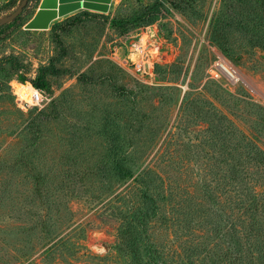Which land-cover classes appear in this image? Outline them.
<instances>
[{
	"label": "rangeland",
	"instance_id": "obj_1",
	"mask_svg": "<svg viewBox=\"0 0 264 264\" xmlns=\"http://www.w3.org/2000/svg\"><path fill=\"white\" fill-rule=\"evenodd\" d=\"M20 1H0V22ZM39 2L0 40L27 81L51 72L46 102L21 110L23 69L0 61V264H227L213 224L264 202V0H106L29 28ZM212 26L245 27L232 59ZM115 148L143 159L124 181L108 171ZM147 166L162 201L133 251Z\"/></svg>",
	"mask_w": 264,
	"mask_h": 264
},
{
	"label": "trees",
	"instance_id": "obj_2",
	"mask_svg": "<svg viewBox=\"0 0 264 264\" xmlns=\"http://www.w3.org/2000/svg\"><path fill=\"white\" fill-rule=\"evenodd\" d=\"M29 1V0H28ZM17 5L14 3L12 8H15ZM25 8V7H24ZM21 14V13H20ZM20 16V15H19ZM19 16L16 18L18 19ZM16 19L9 23L0 22V40L3 39L11 28L16 24ZM245 27H231V26H212L210 30L211 41L215 43L226 55L232 59L233 54V43L231 39H228V36L234 31L243 30ZM264 28V27H262ZM2 63H8L9 66L15 70L23 69L21 73L18 74L17 80L24 83L27 81L26 73L28 68L24 63H21L15 57H5L0 60ZM51 72L48 68L39 67L37 69L36 75L30 79V82L38 88L42 93L49 94L51 92L50 80L48 75ZM114 143L120 140V135L115 134ZM112 161L108 167V171L113 175L117 181H124L128 178H131L134 175L135 167L140 168L143 159H137L135 155L131 154H122L119 149L115 148L112 150ZM135 159H137L135 161ZM150 170V167H144L140 169L139 173L134 177L135 180H138L140 183L139 197L136 198V201L133 203L136 206H133V210L130 211L132 214V221L127 222L126 230L128 231L127 243L130 249L135 250L136 241H142L147 232L148 219L155 216L159 210L160 205L158 202L162 201L160 193L155 195L150 194L149 188L145 186L146 172ZM115 189H111V193ZM264 191L257 192L258 196H262L261 193ZM114 199L126 201L127 199L122 194H114ZM264 200V197H261ZM130 201V200H127ZM238 207V205L236 206ZM239 208V207H238ZM264 210V202L262 206L253 205L247 206L245 211L250 214L249 217H242L237 224H229L227 228L222 232L224 226L220 222L213 224L211 228L210 238L214 242L213 248L220 249L221 253H224L225 261L227 264H264V221H262L258 216L259 212ZM244 211V212H245ZM241 213L240 216H242ZM207 223H210L207 221ZM212 225V223H211ZM209 249V248H205ZM151 249L150 254L153 252ZM199 253V252H198ZM187 254L180 259L182 261L184 258L189 257ZM153 260V259H152ZM151 264H168L166 261L161 263H156V261H150Z\"/></svg>",
	"mask_w": 264,
	"mask_h": 264
},
{
	"label": "water",
	"instance_id": "obj_3",
	"mask_svg": "<svg viewBox=\"0 0 264 264\" xmlns=\"http://www.w3.org/2000/svg\"><path fill=\"white\" fill-rule=\"evenodd\" d=\"M101 1V2H99ZM106 0H40L37 12L33 19L29 21V28L44 29L49 22L57 16L65 15L78 8L97 11L106 10ZM28 0H21L14 11L4 20L3 23H9L15 20L23 11Z\"/></svg>",
	"mask_w": 264,
	"mask_h": 264
},
{
	"label": "built area",
	"instance_id": "obj_4",
	"mask_svg": "<svg viewBox=\"0 0 264 264\" xmlns=\"http://www.w3.org/2000/svg\"><path fill=\"white\" fill-rule=\"evenodd\" d=\"M223 68H225L226 73L230 74L226 67L223 66ZM12 92L15 96V105L21 110L37 105L41 106L47 100L46 95L33 86L30 81L15 83L12 86Z\"/></svg>",
	"mask_w": 264,
	"mask_h": 264
},
{
	"label": "crops",
	"instance_id": "obj_5",
	"mask_svg": "<svg viewBox=\"0 0 264 264\" xmlns=\"http://www.w3.org/2000/svg\"><path fill=\"white\" fill-rule=\"evenodd\" d=\"M36 12H37V11H36ZM35 14H36V13H35ZM35 14H34V15H35ZM33 17H34V16H33ZM32 19H33V18H32ZM32 19H31V20H32ZM31 20H30V21H31Z\"/></svg>",
	"mask_w": 264,
	"mask_h": 264
},
{
	"label": "flooded vegetation",
	"instance_id": "obj_6",
	"mask_svg": "<svg viewBox=\"0 0 264 264\" xmlns=\"http://www.w3.org/2000/svg\"><path fill=\"white\" fill-rule=\"evenodd\" d=\"M99 2H101V1H99Z\"/></svg>",
	"mask_w": 264,
	"mask_h": 264
}]
</instances>
